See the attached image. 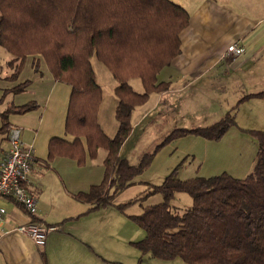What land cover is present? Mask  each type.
Returning a JSON list of instances; mask_svg holds the SVG:
<instances>
[{
	"label": "trees",
	"instance_id": "trees-1",
	"mask_svg": "<svg viewBox=\"0 0 264 264\" xmlns=\"http://www.w3.org/2000/svg\"><path fill=\"white\" fill-rule=\"evenodd\" d=\"M189 13L171 0H0V46L12 59L11 79L21 71L27 57L44 60L54 80L70 87L65 133L47 145L48 159L66 157L78 166L103 149V176L89 190L74 198L92 205L90 210L113 206L121 213L138 201L117 204L113 198L151 164L158 149L168 142L197 135L221 139L236 125L233 107L206 127L173 130L156 149L134 165L119 155L132 131L133 110L152 93L169 84L158 81L160 71L180 53L181 31ZM92 59L101 63L117 85L112 137L98 123L103 90L96 80ZM140 81L136 90L131 81ZM24 81L12 88L21 92ZM264 97V91L244 96ZM37 105H9L1 116L0 132L9 130V113H26ZM257 143L252 171L244 178L226 172L211 177L179 180L175 172L162 183L147 187L148 195L161 194L163 202L146 205L128 216L145 232L135 243L141 252L158 259L181 258L185 264H264V130H248ZM186 193L192 204L180 211L170 201ZM36 221V220H34Z\"/></svg>",
	"mask_w": 264,
	"mask_h": 264
},
{
	"label": "crops",
	"instance_id": "crops-1",
	"mask_svg": "<svg viewBox=\"0 0 264 264\" xmlns=\"http://www.w3.org/2000/svg\"><path fill=\"white\" fill-rule=\"evenodd\" d=\"M171 1L182 6L189 13L190 19L179 35V55L158 74V81L168 83L169 88L153 93L161 98L165 97L166 112L171 110L170 99L173 97L178 98L185 93L195 96L201 92L222 91L230 92L235 97L230 103H223L222 106L225 107L222 114L225 115L241 97L264 91V0ZM230 44L241 48V54L227 53L226 48ZM31 59L32 64L36 63L38 67L41 58ZM46 68L48 69L47 65ZM48 73L46 79L51 86L46 99L42 101L43 106H37L39 112L35 110L28 116L14 117L16 125L9 123L10 126L21 129L23 142L33 146L34 160L27 188L36 197L38 205L36 216L31 217L13 201L0 199V206L6 210L0 224V264H105L106 259L111 256L110 249L116 247L118 228L123 221L122 213L111 205L90 210L91 204L74 198L78 192L87 191L92 185L99 183L103 172L77 170L75 161L70 162L66 157L48 159L47 144L51 138H70L62 136L65 132L68 101L67 106L65 103L63 126L57 123L54 126H44L47 106L61 99L66 90L70 94L68 85L65 84L67 88L59 86L60 82L54 80L49 69ZM116 85L117 83L114 86ZM26 88L22 93L28 91ZM34 94L30 99L22 101L13 98L7 102V106L41 103V94ZM103 100L102 98L97 117L105 132L100 117L108 125L110 113L104 108ZM116 104L117 100L112 109L114 120ZM238 106H247L249 110L259 107L263 114L259 119L264 126V97H250L242 100ZM29 115L37 116L38 122L31 124V118L27 119ZM237 116L239 119L240 116ZM239 124L242 128L247 127L242 122ZM111 128L115 134L117 123L115 128L111 124ZM241 134L245 135L243 132ZM106 135L109 136L107 133ZM7 149L8 147L4 148L0 144V157ZM254 162L255 158L249 166H244L247 172L252 170ZM31 220L57 227L48 235L42 247L36 246L29 237L16 230L19 225Z\"/></svg>",
	"mask_w": 264,
	"mask_h": 264
},
{
	"label": "rangeland",
	"instance_id": "rangeland-1",
	"mask_svg": "<svg viewBox=\"0 0 264 264\" xmlns=\"http://www.w3.org/2000/svg\"><path fill=\"white\" fill-rule=\"evenodd\" d=\"M11 59L12 55L0 46V128L3 123L1 114L8 109V101L13 98H17V101H22V99H30L34 93L36 95L41 94V103L34 102L41 107L43 106L42 101L46 99L51 86L47 83L46 75H49V73L43 59H40L38 67H36V63L32 64L31 57H27L15 79L10 78L14 72V68L9 65ZM92 65L96 73V80L103 90V106L110 113L108 125L103 123L102 116L100 121L105 132L112 136L114 132L111 124H113L114 128L116 125V121L112 116V109L116 102V96L113 92L116 81L111 73L97 60L92 59ZM41 73L44 74L40 76ZM25 79L29 80V86L26 88L27 92L22 93V91L15 92L12 90L13 86L15 87ZM131 84L136 90L141 91L142 87L139 80L134 79ZM59 86L67 88L62 83H59ZM202 93L195 96L185 93L178 98H171V108H169L171 110L169 112H166L167 110L164 106L165 97L161 98L159 95L152 93L144 104L137 106L133 110L131 115L132 131L120 149V157L136 165L145 153L154 151L157 146L162 144L173 130L206 127L215 123L223 115L222 111L225 107L222 106L223 103L227 101L230 103L235 99L230 92L213 91L214 94L210 92ZM62 99L63 102L61 101ZM68 99L69 93L66 90L61 99L47 106L44 116L45 127L54 126L55 123L63 126L65 123L63 119L65 103L67 106ZM241 101L242 97L238 102L234 103V110L232 109L233 107L230 108V111L233 110L235 113L236 125L229 129L228 134L226 133L221 139L215 141L207 140L197 135H188L168 142L158 149L149 167L140 176L134 178L129 186L115 195L113 202L117 204L127 203L136 197L140 199L128 205L125 208V212L122 213L121 218L123 221L118 228L116 247L110 249L111 256L106 259L105 264H185L179 257L165 260L153 257L151 252H141L135 246V243L144 238L145 232L128 216L140 214L143 206L163 202L161 194L148 195L146 190L147 187L162 183L172 172H175V176L179 180H185L193 177L216 176L223 172L235 178H244L252 171L247 172L244 166H249L253 162L257 152V143L248 130H264V126L259 119V116L263 114L259 107L251 110L247 106L237 107ZM219 106L223 108H219ZM35 110L39 112V107L26 113H9L8 122L16 125L13 122L14 117L28 116ZM237 115L240 116L239 119H237ZM29 118H31L29 121H33L31 124L38 122L37 116L29 115L27 119ZM240 122L247 127H240ZM24 125L26 124H22V126ZM241 132L245 133V135L241 134ZM63 135L68 137L65 132H63ZM6 138L7 132H0V144L4 148L8 147ZM24 144L26 143L24 142ZM26 145L29 146L28 144ZM104 157L105 151L100 149L95 158L87 159L85 165L78 166L75 162L76 166H74L77 170H82V172H103ZM70 160L72 159L69 158ZM191 204V197L186 193H176L170 201V205L173 208L180 209V211L187 209Z\"/></svg>",
	"mask_w": 264,
	"mask_h": 264
},
{
	"label": "built area",
	"instance_id": "built-area-1",
	"mask_svg": "<svg viewBox=\"0 0 264 264\" xmlns=\"http://www.w3.org/2000/svg\"><path fill=\"white\" fill-rule=\"evenodd\" d=\"M227 53L239 55L242 50L236 44L226 48ZM8 149L0 157V199L6 198L17 205L31 217L37 214L38 201L27 188L30 182V172L34 160V150L21 140V129L10 126L7 134ZM6 210L0 206V224L3 222ZM57 229L54 225L31 220L16 227L21 234L29 237L32 242L42 247L48 235Z\"/></svg>",
	"mask_w": 264,
	"mask_h": 264
}]
</instances>
